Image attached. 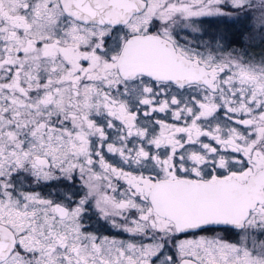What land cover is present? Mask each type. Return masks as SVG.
<instances>
[{
	"label": "snow or ice",
	"instance_id": "6c2138e0",
	"mask_svg": "<svg viewBox=\"0 0 264 264\" xmlns=\"http://www.w3.org/2000/svg\"><path fill=\"white\" fill-rule=\"evenodd\" d=\"M0 264H264V0H0Z\"/></svg>",
	"mask_w": 264,
	"mask_h": 264
}]
</instances>
